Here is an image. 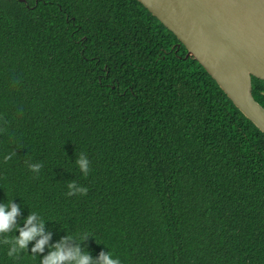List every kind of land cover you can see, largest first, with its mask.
<instances>
[{
    "label": "trees",
    "instance_id": "16d2710c",
    "mask_svg": "<svg viewBox=\"0 0 264 264\" xmlns=\"http://www.w3.org/2000/svg\"><path fill=\"white\" fill-rule=\"evenodd\" d=\"M186 55L137 0H0V202L16 223L37 211L49 243L86 232L82 248L121 264H264V133ZM5 248L0 264H38Z\"/></svg>",
    "mask_w": 264,
    "mask_h": 264
},
{
    "label": "water",
    "instance_id": "95a60500",
    "mask_svg": "<svg viewBox=\"0 0 264 264\" xmlns=\"http://www.w3.org/2000/svg\"><path fill=\"white\" fill-rule=\"evenodd\" d=\"M137 1L264 133V107L252 95L251 82L264 81V0Z\"/></svg>",
    "mask_w": 264,
    "mask_h": 264
},
{
    "label": "clouds",
    "instance_id": "9594fccd",
    "mask_svg": "<svg viewBox=\"0 0 264 264\" xmlns=\"http://www.w3.org/2000/svg\"><path fill=\"white\" fill-rule=\"evenodd\" d=\"M11 153L4 154L2 159L9 160ZM27 168L38 173L42 165L39 162L27 163ZM75 164L80 172L87 175L89 171V160L83 154L79 155ZM75 181L67 183L66 195L71 196L73 192L84 194L86 187H74ZM19 215V206L13 203V198L0 202V246L5 248L6 257L15 261L20 254L27 252L31 258L38 261V264H121L119 257L114 256L110 251H101L96 258L81 247L82 242L89 236L86 232L72 233L61 237L58 241L49 243L51 233L45 231V221L48 220L37 211L30 213L23 218L22 225L16 223ZM10 230L18 234L9 235ZM29 242H33L29 248ZM71 242V243H69ZM48 251L42 257L37 258V253Z\"/></svg>",
    "mask_w": 264,
    "mask_h": 264
}]
</instances>
